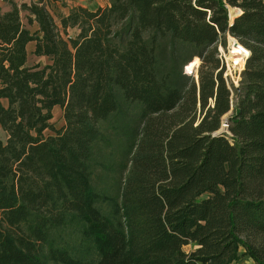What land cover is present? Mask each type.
Wrapping results in <instances>:
<instances>
[{
  "label": "trees",
  "instance_id": "obj_1",
  "mask_svg": "<svg viewBox=\"0 0 264 264\" xmlns=\"http://www.w3.org/2000/svg\"><path fill=\"white\" fill-rule=\"evenodd\" d=\"M108 1L0 8V264H264V0Z\"/></svg>",
  "mask_w": 264,
  "mask_h": 264
},
{
  "label": "rangeland",
  "instance_id": "obj_2",
  "mask_svg": "<svg viewBox=\"0 0 264 264\" xmlns=\"http://www.w3.org/2000/svg\"><path fill=\"white\" fill-rule=\"evenodd\" d=\"M76 5H83L86 6L88 8L94 9L96 6H98V1L97 0H59V8H58V13L55 11H52L54 19L57 23V26L59 27V30L61 31V33L67 37L65 35V32L60 24V16L61 14H66L69 12L70 8H72L73 6ZM239 9L237 8H230V20L233 19L238 13H239ZM23 17V21L25 22V24L27 25V27H29L32 31L35 30L37 28V25L34 24H29L28 19L26 17V15L23 13L22 14ZM68 35L74 36L76 33H78V29L77 28H68ZM237 40V42H239V40L230 35V34H226L224 37H222L220 39L219 42L216 43L217 47H218V52H219V56L223 59L224 63L226 64V71H225V76H227L230 80L231 83H233L235 86L239 85V81L241 78V72L243 71V69L245 68L246 65V60L245 63H243V67L241 68L240 65H235L233 62V59L230 58V54H231V50L233 49V40ZM38 61V57H36L34 54H32L30 52L29 54V63H34ZM40 61L42 63H46L47 60H42L40 59ZM194 64L196 65L195 69L192 71L194 73V75L197 77V73H198V68L200 65V60H199V64L198 61H194ZM198 64V65H197ZM54 124L55 126L59 127L62 125L64 119H63V111L62 109L58 106L54 109ZM224 129H220L218 131V133L223 132ZM47 133L51 132L50 130L46 131ZM6 132L4 130H2V128L0 127V137L5 140L6 139ZM184 248L186 250H191L193 248L192 245L188 244L186 246H184ZM79 257H87V252L85 251V249H83L82 251L78 252L77 254ZM232 264H256V262L249 257H245L240 259L237 262H234Z\"/></svg>",
  "mask_w": 264,
  "mask_h": 264
},
{
  "label": "crops",
  "instance_id": "obj_3",
  "mask_svg": "<svg viewBox=\"0 0 264 264\" xmlns=\"http://www.w3.org/2000/svg\"><path fill=\"white\" fill-rule=\"evenodd\" d=\"M32 1H37V0H0V8L3 11H8V10H10L12 8V2H16L18 5H21L22 3H28V4H30ZM97 1H98V6H96L94 9H96L98 7H101V6H105L109 2L108 0H97ZM21 13L22 14L24 13L25 15H27L28 14V11L23 10ZM34 48H35V42L34 41L29 42L28 43L29 54H30V52L32 53V51L34 50ZM36 57H38V61H40V59L47 60L48 61V58L46 56H36ZM56 107H58V106H56ZM0 127H1V125H0ZM6 137H7V134H6Z\"/></svg>",
  "mask_w": 264,
  "mask_h": 264
},
{
  "label": "bare ground",
  "instance_id": "obj_4",
  "mask_svg": "<svg viewBox=\"0 0 264 264\" xmlns=\"http://www.w3.org/2000/svg\"><path fill=\"white\" fill-rule=\"evenodd\" d=\"M232 20L233 19H231V21ZM232 45H233V49L231 50L230 58L233 59L235 65H240V67L242 68L243 63H245L247 56L250 54V51L240 42H237V40L235 39L233 40ZM195 60L198 61L197 59Z\"/></svg>",
  "mask_w": 264,
  "mask_h": 264
},
{
  "label": "built area",
  "instance_id": "obj_5",
  "mask_svg": "<svg viewBox=\"0 0 264 264\" xmlns=\"http://www.w3.org/2000/svg\"><path fill=\"white\" fill-rule=\"evenodd\" d=\"M247 57H248V56H247ZM222 125H223V127H227V126H228V121H227L226 118L223 119Z\"/></svg>",
  "mask_w": 264,
  "mask_h": 264
},
{
  "label": "water",
  "instance_id": "obj_6",
  "mask_svg": "<svg viewBox=\"0 0 264 264\" xmlns=\"http://www.w3.org/2000/svg\"><path fill=\"white\" fill-rule=\"evenodd\" d=\"M216 133H218V132H216Z\"/></svg>",
  "mask_w": 264,
  "mask_h": 264
}]
</instances>
